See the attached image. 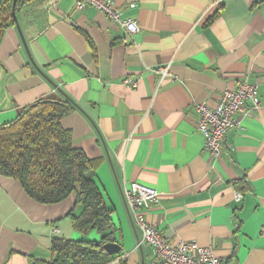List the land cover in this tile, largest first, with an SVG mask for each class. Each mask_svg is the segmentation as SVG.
Instances as JSON below:
<instances>
[{"label":"crops","instance_id":"obj_1","mask_svg":"<svg viewBox=\"0 0 264 264\" xmlns=\"http://www.w3.org/2000/svg\"><path fill=\"white\" fill-rule=\"evenodd\" d=\"M139 31L75 0H41L17 13L0 40V124L39 98L75 104L60 123L74 148L99 160L95 182L121 247L101 264H156L123 200L125 182L154 187L144 216L171 243L194 241L226 264H264V0H115ZM218 11V15L209 18ZM168 66L166 75L153 68ZM130 78L134 86L125 84ZM256 84L259 104L229 127L212 160L196 130L195 104ZM60 90V91H59ZM238 195V197H236ZM73 192L40 203L0 175V264H32L53 238L98 241L75 230Z\"/></svg>","mask_w":264,"mask_h":264},{"label":"trees","instance_id":"obj_2","mask_svg":"<svg viewBox=\"0 0 264 264\" xmlns=\"http://www.w3.org/2000/svg\"><path fill=\"white\" fill-rule=\"evenodd\" d=\"M41 0H0V40L23 8ZM218 15L216 11L209 21ZM60 91V90H59ZM63 99L43 97L18 108L16 117L0 124V175L17 180L25 193L40 203H56L76 194L78 214L68 217L75 230H97L98 241L53 238L50 255L32 264H101L113 258L104 243L115 242L110 231L111 213L95 182L99 160L73 147L72 135L61 119L75 105L62 91Z\"/></svg>","mask_w":264,"mask_h":264},{"label":"built area","instance_id":"obj_3","mask_svg":"<svg viewBox=\"0 0 264 264\" xmlns=\"http://www.w3.org/2000/svg\"><path fill=\"white\" fill-rule=\"evenodd\" d=\"M91 5L102 11L112 22L121 26L130 36L139 31L132 18H125L116 10L115 0H75V7L81 9ZM153 72L166 75L168 66H159ZM125 84L134 86L130 78ZM259 104L256 84L243 83L237 89H225L217 104L209 106L205 102L195 104L198 116L194 126L204 138V150L214 160L218 158L226 130L239 125L238 116L251 114ZM123 200L133 223L140 229L141 242L153 246L157 257L156 264H226L213 254L209 247L199 246L194 241L178 240L169 242L160 230L149 223L144 214L151 204L158 201L157 190L137 181L125 182L121 188ZM238 197V195H236Z\"/></svg>","mask_w":264,"mask_h":264},{"label":"water","instance_id":"obj_4","mask_svg":"<svg viewBox=\"0 0 264 264\" xmlns=\"http://www.w3.org/2000/svg\"><path fill=\"white\" fill-rule=\"evenodd\" d=\"M12 16H13V20H14V25H15V27H16L18 33H19V36H20L21 41H22V44H23V46H24V48H25V50H26V52H27V54H28V56H29V58H30V62L35 66V68H36V70H37L38 72H40L41 74L44 75V73L41 71L40 68H38V67L35 65L34 61L32 60V58H31L30 55H29V51H28V48H27L26 40H25V38H24V36H23V33H22L21 28H20L19 22H18V20H17V16H16V12H15L14 4H13V7H12ZM103 246H104L106 252H107L109 255H114V254L118 253V252L120 251V249H121L120 245H119L118 243H116V242H106V243H104Z\"/></svg>","mask_w":264,"mask_h":264}]
</instances>
